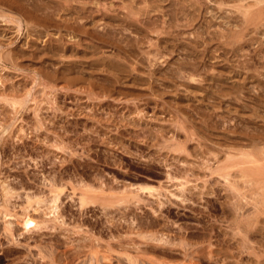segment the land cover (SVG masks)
Wrapping results in <instances>:
<instances>
[{"label":"rangeland","instance_id":"rangeland-1","mask_svg":"<svg viewBox=\"0 0 264 264\" xmlns=\"http://www.w3.org/2000/svg\"><path fill=\"white\" fill-rule=\"evenodd\" d=\"M8 1L0 264H264V0Z\"/></svg>","mask_w":264,"mask_h":264},{"label":"bare ground","instance_id":"bare-ground-1","mask_svg":"<svg viewBox=\"0 0 264 264\" xmlns=\"http://www.w3.org/2000/svg\"><path fill=\"white\" fill-rule=\"evenodd\" d=\"M6 1H7V0H6ZM9 1H11V0H9ZM9 1H8V2H9ZM259 1H260V0H259ZM261 1H262V0H261ZM262 2H263V1H262ZM262 2H261V3H262ZM261 3H260V4H261ZM262 4H263V3H262ZM17 8H18V7H17ZM263 9H264V8H263ZM246 11H247V10H246ZM247 12H248V11H247ZM253 12H254V11H253ZM260 12H262V11H260ZM256 13H259V12L256 11ZM249 14H250V12H249ZM249 14H248V15H249ZM251 14H254V17H257V14H256V16H255V12H254V13L251 12ZM0 15H1V14H0ZM104 15H105V14H104ZM250 16H252V15H250ZM39 17H40V16H39ZM254 17H253V18H254ZM6 18H7V17H6ZM250 18H251V17H250ZM258 18H259V17H258ZM248 19H249V18H248ZM256 19H257V18H255V20H256ZM6 21H7V20H6ZM249 21H250V20H247L248 23H249ZM253 21H254V20H253ZM253 21H251V22L253 23ZM257 21H258V20H257ZM148 22H149V21H148ZM251 22H250V25L252 24ZM255 22H256V21H255ZM58 23H59V22H58ZM263 25H264V24H263ZM18 26H19V25H18ZM247 26H248V25H247ZM20 27H21V26H20ZM249 27H250V26H249ZM66 28H67V27H66ZM74 30H75V29H74ZM78 31H79V30H78ZM82 33H83V32H82ZM101 39H102V38H101ZM121 39H122V38H121ZM110 42H111V41H110ZM105 43H106V42H105ZM178 143H179V142H178ZM182 146L184 147V145H182ZM179 149H180V148H179ZM177 150H178V149H177ZM180 150H181V149H180ZM233 156H234V155H233ZM240 157H241V156H240ZM241 158H244V157H241ZM250 158H251V159H250ZM250 158H248V159H250V161L247 160L250 164H251L252 159H255V158H256V159H255L256 162H255L254 160H253L252 162H253V164L255 163V166L258 168L259 166L256 164V163H257V156H256L255 158H254L253 156H251ZM259 158H260V157H259ZM261 159H262V158H261ZM261 159H260V160H261ZM263 159H264V157H263ZM227 160H228V159H227ZM232 160H233V159H232ZM242 160H245V159H242ZM242 162H245V161H242ZM242 162H241V163H242ZM258 162L261 163L260 161H258ZM262 162H263V161H262ZM164 163H165V162H164ZM249 163H248V164H249ZM261 164H262V163H261ZM263 164H264V162H263ZM253 166H254V165H253ZM262 167H263V166H262ZM244 168H245V167H244ZM249 168H250V167H249ZM260 168H261V167H260ZM171 169H172V168H171ZM222 169H224V167H223ZM247 169H248V168H247ZM255 169H256V168H255ZM218 170H220V169H218ZM262 172H263V171H262ZM262 172H261V173H262ZM228 173H229V172H228ZM228 173H227V176H228L227 178H226V173H225V178H226V179H228V178L230 179V175H228ZM243 173H245V171H244ZM257 173H258V171H257ZM259 173H260V172H259ZM259 173H258V174H259ZM263 173H264V172H263ZM229 174H230V173H229ZM263 175H264V174H263ZM258 176H259V175H258ZM260 176H261V175H260ZM222 177H224V174H222ZM225 178H224V179H225ZM258 178H259V177H258ZM258 178H257V179H258ZM261 178H262V177H261ZM261 178H260V179H261ZM226 179H225V180H226ZM260 179H259V180H260ZM263 179H264V178H263ZM182 181H183V180H182ZM228 182H230V181H228ZM261 182H262V179H261L260 183H261ZM233 183H234V182H233ZM228 184H229V183H228ZM184 185H185V184H183L182 187H181L183 191H184V189H185V188H184V187H185ZM230 185H231V184H230ZM234 185H235V184H234ZM237 185H238V184H237ZM82 186H83V185H82ZM183 186H184V187H183ZM145 187H146V186H145ZM145 187L143 186L142 190H143ZM230 187H231V186H230ZM232 187H234V186H232ZM237 187H238V186H237ZM148 188L150 189V187H148ZM148 188H146V189H148ZM160 188H161V187H160ZM183 188H184V189H183ZM7 189H8V188H7ZM146 189H144V190H146ZM149 189H148V190H149ZM151 189H152V190L154 189L155 191L158 190V189L156 190V188H151ZM234 189H235V187H234ZM234 189H233V190H234ZM239 189H240V188H239ZM239 189L236 188L235 191H238L239 194H241V193H240L241 191H239ZM152 190H151V192H153ZM162 190H163V189H162ZM180 190H181V189H180ZM88 191H89V190H88ZM149 191H150V190H149ZM183 191H182V192H183ZM157 193H159V191H158ZM233 193H234V192H233ZM256 193H258V192H256ZM60 194H61V192L55 194L54 197L51 196V198H52V199H51V202H52V208H53L54 211H55V209L59 208V205H58L59 203H58V201H59V199H60ZM138 194H139V193H137V196H139ZM153 194H154V193H153ZM153 194L151 193V195H153ZM160 194H161V193H159V195H160ZM174 194H175V193H174ZM263 194H264V190H263ZM89 195H91V194H89ZM157 195H158V194H157ZM183 195H184V192H183ZM241 195H242V194H241ZM243 195H244V194H243ZM243 195H242V196H243ZM175 196H176V195H175ZM242 196H241V197H242ZM245 196H246V195H245ZM258 196H259V195H258ZM179 197H180V195H179ZM80 198H81L80 200H81L82 205L87 204V203H89V202H91V201H92V202H95V200H93L92 198H90V197L88 196L87 192H86V193L83 192ZM96 198H97V197H96ZM227 198H228V197H227ZM181 199H182V198H181ZM245 199H247V198H245ZM255 199H256V198H255ZM140 200H141V198H140ZM240 200H242V199H240ZM253 200H254V199H253ZM257 200H258V199H257ZM46 201H47V200H46ZM138 201H139V200H138ZM138 201H137V202H138ZM181 201H182V200H181ZM245 201H246V200H245ZM261 201H262V200H261ZM51 202H50V203H51ZM163 203H164V202H163ZM255 203H256V202H255ZM237 204H238V203H237ZM256 204H257V205H260L258 202H257ZM263 204H264V203H263ZM245 205H246V204H245ZM234 206H235V205H234ZM235 207H236V206H235ZM239 207H241V210H242V206H239ZM262 207H263V206H262ZM232 208H233V207H232ZM236 208H237V207H236ZM236 208H234V209H236ZM256 208H257V206H256ZM253 209H254V208H253ZM231 210H232V209H231ZM237 210L241 211L240 209H237ZM251 210H252V209H251ZM262 210H264V209L261 208V211H262ZM236 212H237V211H236ZM237 213H238V212H237ZM254 213H255V212H254ZM242 215H243V214L241 213V216H240V215H239V216L242 217ZM252 215H253V212H252ZM259 215H260V214H259ZM247 216H248V215H247ZM253 216H255V214H254ZM248 217H249V216H248ZM258 217H260V216H257V218H258ZM236 218H237V217H236ZM250 218H251V217H250ZM257 218H256V220H257ZM237 219H238V218H237ZM237 219H236V220H237ZM240 219L242 220V218H240ZM241 220H239V223H240ZM260 221H261V220H260ZM242 222H243V220H242ZM242 222H241L240 224H242ZM248 222H250V223L252 222V223H253L252 220H251V221H248ZM257 222H258V221H257ZM234 223L237 224V221H235ZM239 223H238L237 225H240ZM243 223H244V222H243ZM246 224H247V223H246ZM232 225H233V224H232ZM237 228H238V226H237ZM246 228H247V225H246ZM248 228H249L248 230L251 231V232L255 231L254 228H253V226L250 227V225H248ZM246 230H247V229H246ZM248 233H249V232H248ZM249 236H250V235H249ZM107 260H108V259H107ZM104 261H105V260H104Z\"/></svg>","mask_w":264,"mask_h":264}]
</instances>
